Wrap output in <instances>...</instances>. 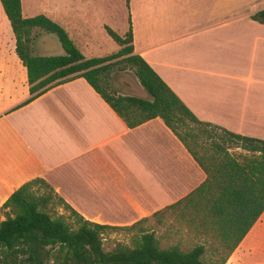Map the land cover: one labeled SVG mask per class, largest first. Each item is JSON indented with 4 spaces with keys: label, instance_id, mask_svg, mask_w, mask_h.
<instances>
[{
    "label": "crops",
    "instance_id": "0c3cea01",
    "mask_svg": "<svg viewBox=\"0 0 264 264\" xmlns=\"http://www.w3.org/2000/svg\"><path fill=\"white\" fill-rule=\"evenodd\" d=\"M127 8L133 52L197 118L264 140V23L252 18L264 0H128ZM21 9L27 17L23 0ZM71 22L74 30L90 27L77 14ZM85 37L92 52L91 34ZM70 38L79 43L76 32ZM56 81L29 100L25 67L0 52V205L40 177L85 219L129 225L205 180L160 117L130 128L83 77ZM135 96L149 98L145 90ZM253 226L225 264H244L255 247L246 240Z\"/></svg>",
    "mask_w": 264,
    "mask_h": 264
},
{
    "label": "trees",
    "instance_id": "16d2710c",
    "mask_svg": "<svg viewBox=\"0 0 264 264\" xmlns=\"http://www.w3.org/2000/svg\"><path fill=\"white\" fill-rule=\"evenodd\" d=\"M0 4L14 34L16 55L26 69L33 94L29 100L53 81L83 77L128 127L160 117L206 173L199 186L154 212L153 223L151 217H143L129 225L89 221L43 178L28 180L0 205V264H225L264 211V140L197 118L133 52L130 16L122 35L104 26L119 46L115 52L85 57L67 31L47 15L23 16L21 0ZM252 18L264 23V8ZM36 31L53 34L64 52L34 53ZM115 67L132 70L149 98L112 90L109 79ZM165 217L172 223L165 226ZM174 224L176 231L183 226L193 234L196 242L191 248L184 250L179 242L161 245ZM158 226L165 228L157 233ZM117 231L125 233L128 242L118 241L105 250L104 235Z\"/></svg>",
    "mask_w": 264,
    "mask_h": 264
},
{
    "label": "rangeland",
    "instance_id": "374dc122",
    "mask_svg": "<svg viewBox=\"0 0 264 264\" xmlns=\"http://www.w3.org/2000/svg\"><path fill=\"white\" fill-rule=\"evenodd\" d=\"M23 3L26 10L24 11V14L26 16L39 13L48 15L51 10H57L62 13L60 18L56 16L50 18L59 23L67 31L69 36L71 33L73 34L76 32V37L79 41L76 45L86 57L102 56L117 50L118 46L107 34L104 28L105 25L111 27L120 35H122L128 27L129 12L126 0H23ZM72 7H76L77 11H72ZM74 14H77L80 20L85 18L86 21H88V24L90 25L88 31L84 29H72L71 16ZM85 34H87V36L88 34H91L92 42L94 44L92 52H89L88 50L89 46L86 44ZM31 48L34 53L38 54L57 51L58 48L60 51L57 53H62L58 39L54 35H49L43 31H36L33 33ZM0 52H6L17 58L14 34L1 4ZM118 67L119 66H117V68ZM117 68H113V71L111 72L109 79L110 88L123 94H143L144 89H141V85L133 71L130 69L120 70ZM17 87H19V85ZM57 213L62 214L64 217L67 216V211L61 208H57ZM170 219L171 218L169 217H165V226L172 223ZM68 221H70V219H68ZM174 225L169 228L165 237L161 239V245L168 246L173 244L177 237L179 238L181 235V248L184 250L191 248L196 242L193 234L186 232L185 227L183 226L180 228L178 227L179 231L175 234L173 229L176 230L177 224ZM164 228V226L158 228V232L160 233ZM246 240L254 242L255 247L249 249L247 257L244 258V264H264V214L250 230ZM118 241L128 242L127 235L122 231L106 233L103 239V247L105 250H110ZM250 245L252 246V243H250Z\"/></svg>",
    "mask_w": 264,
    "mask_h": 264
},
{
    "label": "water",
    "instance_id": "95a60500",
    "mask_svg": "<svg viewBox=\"0 0 264 264\" xmlns=\"http://www.w3.org/2000/svg\"><path fill=\"white\" fill-rule=\"evenodd\" d=\"M59 42V41H58ZM59 44H60V42H59ZM60 46H61V44H60ZM61 49H62V53L64 52V50H63V48H62V46H61Z\"/></svg>",
    "mask_w": 264,
    "mask_h": 264
}]
</instances>
